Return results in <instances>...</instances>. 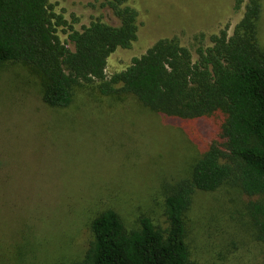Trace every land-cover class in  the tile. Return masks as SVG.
I'll return each instance as SVG.
<instances>
[{
    "label": "rangeland",
    "instance_id": "374dc122",
    "mask_svg": "<svg viewBox=\"0 0 264 264\" xmlns=\"http://www.w3.org/2000/svg\"><path fill=\"white\" fill-rule=\"evenodd\" d=\"M49 2L74 30L96 19L117 25L105 0ZM244 2L235 9V0H130L137 36L109 55L106 76L164 38H177L195 60L199 38L207 45L223 28L230 35ZM57 34L73 49L61 28ZM97 86L82 84L67 107L51 108L41 100L42 80L33 70L0 65V264L81 259L93 238L92 219L107 209L128 230L141 217L166 227L168 189L189 176L209 129L195 122L192 142L178 122H164L133 95H102ZM248 202L227 185L194 193L184 214L187 264H262L264 241L257 239Z\"/></svg>",
    "mask_w": 264,
    "mask_h": 264
},
{
    "label": "trees",
    "instance_id": "16d2710c",
    "mask_svg": "<svg viewBox=\"0 0 264 264\" xmlns=\"http://www.w3.org/2000/svg\"><path fill=\"white\" fill-rule=\"evenodd\" d=\"M261 1L235 0V9L243 2L244 8L231 34L223 28L208 37L207 45L199 38L195 60L177 38H164L107 77L109 55L129 48L137 36V12L130 0H105L117 25L96 19L80 31L49 0H0V65L21 63L33 70L42 80L41 100L48 107H67L76 87L96 82L102 95L131 94L164 122H178L192 142L195 122L204 121L209 129L189 176L168 189L165 228L141 217L138 227L128 230L107 209L92 219L93 238L83 257L53 264H187L184 214L196 191L214 192L223 185L249 198L257 239L264 241ZM60 28L73 49L60 40Z\"/></svg>",
    "mask_w": 264,
    "mask_h": 264
}]
</instances>
